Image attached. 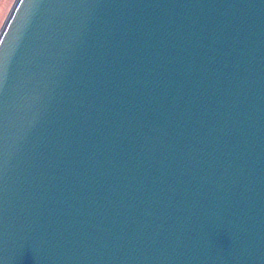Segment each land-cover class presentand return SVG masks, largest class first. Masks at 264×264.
Wrapping results in <instances>:
<instances>
[{
  "label": "water",
  "instance_id": "1",
  "mask_svg": "<svg viewBox=\"0 0 264 264\" xmlns=\"http://www.w3.org/2000/svg\"><path fill=\"white\" fill-rule=\"evenodd\" d=\"M0 264H264V0H4Z\"/></svg>",
  "mask_w": 264,
  "mask_h": 264
},
{
  "label": "rangeland",
  "instance_id": "2",
  "mask_svg": "<svg viewBox=\"0 0 264 264\" xmlns=\"http://www.w3.org/2000/svg\"><path fill=\"white\" fill-rule=\"evenodd\" d=\"M3 2H4V0H0V7H1V5H2Z\"/></svg>",
  "mask_w": 264,
  "mask_h": 264
}]
</instances>
